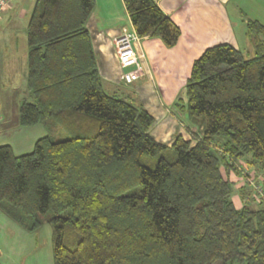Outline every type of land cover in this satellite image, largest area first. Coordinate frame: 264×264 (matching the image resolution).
<instances>
[{"label":"trees","instance_id":"trees-1","mask_svg":"<svg viewBox=\"0 0 264 264\" xmlns=\"http://www.w3.org/2000/svg\"><path fill=\"white\" fill-rule=\"evenodd\" d=\"M123 1L140 37L178 43L155 0ZM94 8L33 1L18 121L48 133L19 155L0 145V208L29 232L51 224L55 264H264V174L258 207L244 188L236 204L229 177L242 161L264 173V24L246 22L248 50L219 43L193 61L179 106L201 130L166 144L142 103L105 89Z\"/></svg>","mask_w":264,"mask_h":264},{"label":"crops","instance_id":"crops-1","mask_svg":"<svg viewBox=\"0 0 264 264\" xmlns=\"http://www.w3.org/2000/svg\"><path fill=\"white\" fill-rule=\"evenodd\" d=\"M155 2L181 28L182 33L174 47H167L158 37H140L136 49L142 55L143 73L140 79L132 84L119 83L122 69L115 52V40L121 28L133 27L124 1L95 0V8L88 20V28L92 35L105 89L109 92L123 93V96L130 91L137 93L139 100L155 119H161L158 123L155 121L156 124L153 125L156 129L154 131L153 126L150 130L151 134L156 140L170 144V140L167 143L163 139L170 136L173 140L176 135L185 132L187 129L184 127L189 124H184L182 121L180 124L177 119L166 115L163 104H168L163 103V100L165 102L175 100L177 81L181 79V83L185 84L193 61L206 48L219 43H232L241 48L242 43L246 42L245 29L248 19H257L264 24V0H155ZM19 8L18 2H14L2 12L3 18L12 20ZM23 13L21 10L19 15ZM0 48L2 49L1 45ZM9 65L7 63V66H0V86L4 84L2 80L5 77L8 82H14L16 70L8 67ZM27 73L28 65L25 78L5 91L6 96L0 88V117L12 118L8 123H0V145L11 144L18 155L31 151L36 140L48 133L43 124L27 127L19 124L18 112L16 113L19 101L24 97L30 99ZM23 89L25 91H22ZM5 99L8 102L6 109L3 106ZM9 100L13 101L15 111L8 108ZM151 103H156L159 108L151 107ZM12 129L13 131H10ZM155 132L161 133L164 137L159 139ZM181 134L186 138L184 133ZM34 232L27 231L0 208V264H26L25 245L35 239ZM32 261L30 260V264L38 263L34 259Z\"/></svg>","mask_w":264,"mask_h":264},{"label":"rangeland","instance_id":"rangeland-1","mask_svg":"<svg viewBox=\"0 0 264 264\" xmlns=\"http://www.w3.org/2000/svg\"><path fill=\"white\" fill-rule=\"evenodd\" d=\"M33 1L34 0H13L12 1L13 3L18 2L20 6V8L17 10V13L13 17V19L10 21L7 18L4 19L3 18L4 14H2L0 17V45L2 46V49L0 48L1 49L0 66H7V63H9L10 65L8 67H13L14 70H16L14 71L15 77H14L13 83L8 82L6 77L3 78L4 80L2 81L4 82V84H1L0 88H1V91H3L2 93L4 94H5V91L13 88L15 85L18 84V82H20L26 76L27 65H28L27 64L28 45H27L26 27H27L28 17H29V13H30V9L32 7ZM21 10H23L24 13L22 15H19V12ZM120 11H122V9ZM245 40H246V37H245ZM240 47L244 51L249 49L247 41L243 42L242 46ZM181 82L182 80L179 79L176 83L175 92L177 93V95H176L175 100L172 102H165L163 100V103L168 104V105L163 104V107L166 111V115L171 116V118L177 119L180 124L182 122L184 124H189L187 127H184V129H187V130L181 133H184L186 138L194 139L195 135L193 136L192 132L194 131L199 132L201 128H199L198 126L191 127L193 124L189 123L186 114L183 112L182 108L179 106V105H183L186 107L187 105V96L185 94V87H184L185 84H182ZM119 83L123 84L121 80H119ZM25 90H27V88ZM25 90L23 89L22 91H25ZM107 91L109 92V90ZM124 96L134 100L135 102L142 103V101H140L138 98L139 97L138 94L135 93L134 91H130L127 94L125 93ZM20 102L21 100L19 101V104ZM7 103L8 102L5 99L3 103L4 109L7 108ZM9 103L10 105L8 108L15 111L16 109L13 108L14 107L13 101L9 100ZM150 106L153 108L154 107L159 108L156 103H151ZM17 112H18V109L16 110V113ZM11 119L12 118L8 116H4V117L1 116L0 123L1 124L8 123L9 121H11ZM155 121L156 123H158L161 121V119L159 120L158 118H156ZM156 123L154 122V125ZM154 125H152L151 127L152 129ZM155 129H156V126H154L153 130L155 131ZM10 131H13V129ZM49 133H50L51 138L54 141L63 140L68 137V134L58 129L53 130V131L49 130ZM7 134L8 133H5V135ZM155 135L159 139H162L164 137L163 135H161V133L158 134L155 132ZM163 140L167 141L168 143L169 140L170 142H172L174 139L173 140L170 139V136H169V138H165ZM238 167L240 171L242 172L241 175L239 176V175H236L235 173H231L229 176L233 182V188H234L233 198L236 204L240 206L242 204V199L240 197V190L244 188L246 192H248V194L254 200L252 205L258 207L257 203L260 201V194L258 192H262L260 182L262 181V177L264 173L263 171L257 170L254 166H249L245 161H242L241 163H239ZM34 233H36L34 236L35 239L30 241L28 245L27 244L25 245L24 254L26 253V255L24 257V261L26 262V264H30V260L32 261L33 259L38 262L37 264H55L54 256H53V236H52L53 228L51 224L46 222L45 224L42 225V227L39 230L35 231Z\"/></svg>","mask_w":264,"mask_h":264},{"label":"built area","instance_id":"built-area-1","mask_svg":"<svg viewBox=\"0 0 264 264\" xmlns=\"http://www.w3.org/2000/svg\"><path fill=\"white\" fill-rule=\"evenodd\" d=\"M13 0H0V15L12 4ZM140 36L134 27L123 26L115 40V51L122 69L120 80L125 84H132L142 75V55L136 49Z\"/></svg>","mask_w":264,"mask_h":264}]
</instances>
